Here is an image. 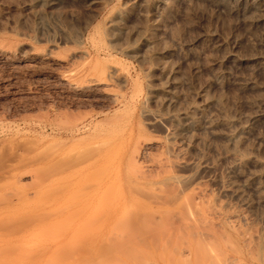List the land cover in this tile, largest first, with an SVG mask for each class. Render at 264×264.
<instances>
[{"label": "rangeland", "instance_id": "obj_1", "mask_svg": "<svg viewBox=\"0 0 264 264\" xmlns=\"http://www.w3.org/2000/svg\"><path fill=\"white\" fill-rule=\"evenodd\" d=\"M261 257L264 0H0V264Z\"/></svg>", "mask_w": 264, "mask_h": 264}, {"label": "bare ground", "instance_id": "obj_2", "mask_svg": "<svg viewBox=\"0 0 264 264\" xmlns=\"http://www.w3.org/2000/svg\"><path fill=\"white\" fill-rule=\"evenodd\" d=\"M243 6H244V5H243ZM255 18H256V17H255ZM109 67H110V66H109ZM109 67H108V68H109ZM103 70H104V69H103ZM102 74L104 75V72H103ZM100 75H101V74H100ZM96 79H97V78H96ZM99 79H100V77H99ZM172 139H173V138H172ZM170 141H171V140H170ZM172 141H173V140H172ZM170 143H171V142H170ZM138 154H139V153H138ZM198 197H199V196H198ZM195 200H196V199H195ZM204 205H205V204H204ZM197 206H198V205H197ZM195 207H196V205H195ZM210 209H211V208H210ZM215 211H217V210H215ZM217 212H218V211H217ZM209 213H210V212H209ZM214 213H215V212H214ZM200 218H201V217H200ZM194 219H195V218H193L192 220H194ZM203 220H205V218H204ZM200 221H201V219H200ZM195 222H196V221H195ZM206 222H207V221H206ZM189 224H190V223H189ZM193 224H194V223H193ZM193 224H190V225H193ZM198 224H199V223H197V222L195 223L197 229L199 228V227H198ZM201 224H202V223H201ZM201 224H200V225H201ZM203 225H204V224H203ZM210 225H211V224H210ZM181 226H184V225H181ZM185 226H187V225H185ZM185 226H184V227H185ZM193 226H194V225H193ZM201 226H202V225H201ZM191 227H192V226H191ZM201 228H202V227H201ZM209 228H210V227L208 226V228H206V229H209ZM230 228H231V227H230ZM235 228H236V227H235ZM190 229H192V232H193V233L195 232V231H193V228H190ZM203 229H205V226L203 227ZM201 230H202V229H201ZM210 230H211V229H210ZM210 230H209V231H210ZM221 230H222V229H221ZM180 231H181V230H179V235H180ZM196 231H197V230H196ZM202 231H203V230H202ZM216 231H217V230H216ZM203 232H204V231H203ZM211 232H212V231H211ZM218 232H219V231H217V233H218ZM186 233H187V232H186ZM196 233H197V232H196ZM213 233H214V232H213ZM219 233H220V232H219ZM219 233H218V234H219ZM226 233H227V232H226ZM183 234H184V233H183ZM190 234L192 235L191 232H190ZM220 234H221V233H220ZM220 234H219V235H220ZM193 235H194V234H193ZM221 235H222V234H221ZM221 235H220V236H221ZM220 236H219V237H220ZM222 236H223V235H222ZM222 236H221V237H222ZM179 237H180V236H179ZM181 237H182V235H181ZM187 237H188V236H187ZM191 237H192V236H191ZM208 237H211V236H208ZM212 237H213V236H212ZM212 237H211V238H212ZM199 238H201V237L199 236ZM199 238H198V240H199ZM176 239H179V238H176ZM183 239H184V238H183ZM186 239H187V238H186ZM194 239H195V237L193 238V243H194ZM203 239L206 240V236L203 237ZM208 239H210V238H208ZM208 239H207V240H208ZM213 239H214V241H215V239H216V241H217V238H212V240H213ZM200 240L203 242L202 238H201ZM226 240H227V239H226ZM226 240H225V241H226ZM245 240H246V239H245ZM201 241H199L197 244L202 243ZM227 241H228V240H227ZM227 241H226V242H227ZM229 241H230V239H229ZM181 242H182V241H181ZM181 242H180V243H181ZM211 242H212V241H211ZM186 243H187V242H186ZM247 243H248V242H247ZM253 243H254V242H253ZM181 244H182V243H181ZM202 244H203V243H202ZM202 244H201V245H202ZM205 244H206V246H207V244H209V243H208L207 241H205ZM212 244H214V243H212ZM212 244H210L211 247H209V248H212V246H214V245H212ZM230 244H231V243H230ZM187 245H188V244H187ZM201 245H200V246H201ZM203 245H204V244H203ZM203 245L201 246V248H203ZM216 245H217V244H216ZM226 245H227V243H226ZM244 245H245V244H244ZM182 246H183V245H182ZM206 246L204 247V251H202L203 253H204L206 250H208L207 252H209V249H205ZM217 246H218V245H217ZM217 246H216V249L213 247V248L215 249V252H216V250L218 249ZM231 246H232V245H231ZM174 247H175V246H174ZM232 247H233V246H232ZM177 248H178V247H177ZM184 248H185V247H184ZM184 248H182V250H183ZM194 248H195V246H194ZM207 248H208V246H207ZM213 248H212V251H214ZM234 248H235V247H234ZM185 249L188 250L189 248H185ZM195 249H196V248H195ZM229 249H230V248H229ZM235 249H236V248H235ZM176 250H177V249H176ZM200 250H203V249H200ZM219 250H220V249H219ZM221 250H222V249H221ZM210 251H211V249H210ZM231 251H232V249H231ZM235 251H236V250H235ZM235 251H234V252H235ZM252 251H253V250H252ZM176 252H178V251H176ZM207 252H205V253H207ZM221 252H222V251H221ZM174 253H175V252H174ZM186 253H187V252H186ZM194 253H195V252H194ZM219 253H220V252H219ZM52 254H53V253H52ZM57 254H58V253H57ZM180 254H181V253H180ZM187 254H188V253H187ZM187 254H186V256H187ZM197 254H198V253H197ZM208 254H209V253H208ZM214 254H215V253H214ZM181 255H182V254H181ZM181 255H180V258L183 256V255H182V256H181ZM198 255H199V254H198ZM200 255H201V254H200ZM211 255H212V254H211ZM223 255H224V254L222 253V256H223ZM225 255H226V254H225ZM57 256H58V255H56V252H55V257H57ZM189 256H190V255H189ZM204 256H205V255H204ZM207 256H208V255H207ZM207 256H206V257H207ZM219 256H220V254H219ZM52 257H54V256H52ZM90 257H91V256H90ZM197 257H198V256H197ZM197 257H195V258L197 259ZM200 257H201V256H200ZM231 257H232V256H231ZM86 258H87V257H86ZM183 258H185V256H184ZM188 258H189V257H188ZM203 258H204V257H203ZM211 258H212V256H211ZM218 258H219V257H218ZM221 258H223V257H221ZM224 258H225V257H224ZM50 259H51V258H50ZM73 259H74V258H73ZM87 259H88V258H87ZM87 259H86V260H87ZM186 259H187V257H186ZM199 259H200V258H199ZM204 259H207V258H204ZM213 259H214V258H213ZM213 259H212V260H213ZM233 259H234V258H233ZM52 260H56V259L53 258ZM52 260H49V261H52ZM80 260H81V258H80ZM84 260H85V259H84ZM178 260H180V259H178ZM178 260H177V262H178ZM183 260H184V259H183ZM216 260H217V259H216ZM216 260H214V261H216ZM221 260H222V259H221ZM221 260H220V262H221ZM87 261H88V260H87ZM103 261H104V260H103ZM103 261H102V262H103ZM180 261H181V262H180ZM180 261H179L178 264L183 263V262H182V259H181ZM186 261H187V260H186ZM194 261H195V260H194ZM199 261H200V260H199ZM214 261H213V262H214ZM223 261H225V260H223ZM233 261H234V260H233ZM261 261L264 262V257H261ZM54 262H55V261H54ZM196 262H198V260H196ZM209 262H210V261H209ZM216 262H218V261H216ZM225 262H226V261H225ZM81 263H83V262L81 261ZM81 263H78V264H81ZM188 263H189V262H188ZM200 263H201V261H200ZM238 263H239V261H238ZM100 264H101V263H100ZM102 264H103V263H102ZM186 264H187V263H186ZM194 264H195V263H194ZM196 264H199V262L196 263ZM207 264H208V263H207ZM209 264H210V263H209ZM214 264H216V263L214 262ZM226 264H227V263H226ZM229 264H230V263H229Z\"/></svg>", "mask_w": 264, "mask_h": 264}]
</instances>
